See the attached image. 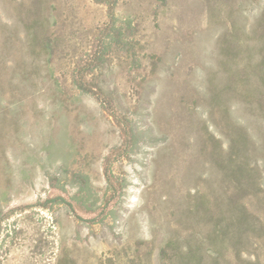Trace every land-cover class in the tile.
Segmentation results:
<instances>
[{"label":"rangeland","instance_id":"obj_1","mask_svg":"<svg viewBox=\"0 0 264 264\" xmlns=\"http://www.w3.org/2000/svg\"><path fill=\"white\" fill-rule=\"evenodd\" d=\"M117 14L0 0V264H264V0Z\"/></svg>","mask_w":264,"mask_h":264},{"label":"trees","instance_id":"obj_2","mask_svg":"<svg viewBox=\"0 0 264 264\" xmlns=\"http://www.w3.org/2000/svg\"><path fill=\"white\" fill-rule=\"evenodd\" d=\"M99 3H103L107 7V14H108V21L106 23L105 27V38L109 39V45L114 46L115 48H122L124 51H126V54L130 56V58L133 61H139V58L137 57V46L139 45V41L136 38V33L134 31H128L127 29L129 27H132V24L129 22H122L117 14V8H118V0H96ZM99 64H93L92 66H88L85 72L82 73L81 77L76 80L79 87L84 91H92L95 93L98 97L103 99L102 97L105 95L103 89H93L90 88V86L86 82V78L89 71H92L94 67H97ZM116 119H118V122L123 126L125 134L132 138L134 137V130L129 121L125 119L124 116L114 114ZM127 145V144H126ZM125 153V152H124ZM124 155V154H123ZM106 167L105 172L107 176L108 185L110 186L111 193L110 197L115 198L120 197L122 194V190L118 192L119 183L118 180L115 178L113 174V163L114 160L108 158L106 160ZM118 193V194H117ZM62 197V196H61ZM59 200L65 201V199L59 198Z\"/></svg>","mask_w":264,"mask_h":264}]
</instances>
